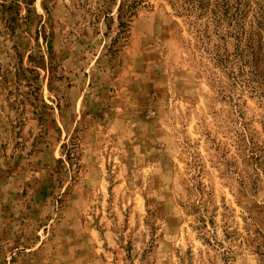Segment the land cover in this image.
I'll return each instance as SVG.
<instances>
[{"label":"rangeland","instance_id":"374dc122","mask_svg":"<svg viewBox=\"0 0 264 264\" xmlns=\"http://www.w3.org/2000/svg\"><path fill=\"white\" fill-rule=\"evenodd\" d=\"M182 1L0 0V264H264V0Z\"/></svg>","mask_w":264,"mask_h":264},{"label":"trees","instance_id":"16d2710c","mask_svg":"<svg viewBox=\"0 0 264 264\" xmlns=\"http://www.w3.org/2000/svg\"><path fill=\"white\" fill-rule=\"evenodd\" d=\"M143 1L144 0H120L116 9V17L119 20L118 27H126L125 21H128L132 16H134L136 10L139 8ZM195 4L196 7L200 10V12L204 13L207 8L208 0H183L181 7L183 12L186 13V16L189 17L191 13L190 9H192L193 6L195 7Z\"/></svg>","mask_w":264,"mask_h":264}]
</instances>
